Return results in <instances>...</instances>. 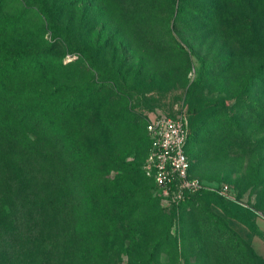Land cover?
Instances as JSON below:
<instances>
[{
	"label": "rangeland",
	"instance_id": "374dc122",
	"mask_svg": "<svg viewBox=\"0 0 264 264\" xmlns=\"http://www.w3.org/2000/svg\"><path fill=\"white\" fill-rule=\"evenodd\" d=\"M6 1L0 31L6 20L20 18L29 0ZM76 1L61 13L60 8L58 17L72 28L78 46L73 37L56 38L48 18L33 10L16 34H0L1 55L31 69L24 80L15 78L6 87L8 98H1L0 88V264H68L61 251L65 234L72 233L66 226H74L75 233H109L110 243L102 248L130 252L114 256L111 264L148 259L165 233L171 238L151 264H243L240 254L251 250L264 257V86L251 81L254 64L264 61V46L252 56L250 34L221 19L218 28L233 26L212 37L203 15L214 0L183 1L187 14L177 21L182 0ZM89 42L87 57L82 50ZM78 57L81 65L69 76L83 104L77 117L62 119L58 142L50 146L45 133L16 128L33 105L29 96L68 83L59 67ZM120 115L141 129L137 137L144 144L130 159L140 165L151 119H198L189 148L194 172L209 184L229 185L232 202L208 193L176 207L142 177L140 168L138 184L147 190V200L132 195L128 185L111 192H129L88 205L81 188L88 168L95 171L89 156L94 151L98 156L104 121ZM71 132L83 151L65 142ZM121 175L111 171L110 183ZM86 211L92 221L80 225ZM120 233L124 239L141 234L135 243H120Z\"/></svg>",
	"mask_w": 264,
	"mask_h": 264
},
{
	"label": "trees",
	"instance_id": "16d2710c",
	"mask_svg": "<svg viewBox=\"0 0 264 264\" xmlns=\"http://www.w3.org/2000/svg\"><path fill=\"white\" fill-rule=\"evenodd\" d=\"M183 1L179 5V11L177 14L176 21L187 14V10L182 6ZM40 2V3H39ZM216 4H208V10L204 13L205 22L208 24V28L211 30L212 37H220L222 32H227L228 27H232L233 25L227 26L223 28V26H216V22L218 20H222L223 23L227 21L235 22L238 25V28H241L239 32H243V35L247 32L251 36V42L255 43L254 49L251 52V55H257L259 51V46H264V0H219L218 3L214 0ZM74 3H77L76 0H29L26 1L22 5V14L19 16L20 18L17 20L11 19L6 20L5 29L0 31V34L3 36L14 35L18 32V29L21 26H25L27 19L25 17L28 15V12H36L41 18H48V25L50 30L54 33L56 38H60L62 40H67L68 38H74V47L78 46L76 41V35L74 32L70 31L71 27L67 28L66 25L60 22L58 17L59 9L60 13L65 9L72 7ZM7 4L6 0L0 1V13L4 11V6ZM62 4V5H59ZM62 14H60L61 17ZM226 22H225V21ZM227 22V23H228ZM226 23V24H227ZM248 24V25H247ZM242 28H246L244 31ZM59 42V41H58ZM76 42V45H75ZM251 43V45H252ZM72 45V46H73ZM91 46L92 43L89 42L86 47H83V54H87V57L91 55ZM71 45L69 46V48ZM102 49V47H98ZM77 51V49H76ZM233 54V51L231 50ZM243 54V53H241ZM234 55V54H233ZM242 57H247V55H242ZM81 58L78 57L76 60H71L67 63H62L59 67V72L64 76L66 80H69L64 83L58 84L59 86H54L53 88L45 89L40 95L37 91L33 97L29 98L33 100V105L29 109V111L24 115L21 121L16 123V128L25 129L31 127V132L34 134L37 133H45V137L47 138L48 144L54 145L58 142V137L60 136V129L63 125L62 119L72 120L74 117H77L80 109L82 108V101L84 97L83 94H79L78 90L75 89V85L72 81H70V76L74 74V70L77 69L79 65H81ZM26 65H21L20 61L17 59H11L8 55L3 56L0 53V88L3 93L1 98L5 96L8 98V94L11 92L7 91L6 87H10L11 83L15 80V78H19L24 80L29 72L30 68L27 65V68L24 67ZM254 74L251 77V81H258V84L263 85L264 79V61L262 62L258 59L257 63L254 64ZM36 71H38V66L36 67ZM72 71V72H71ZM61 90H65L67 92L61 93ZM14 96H18L14 94ZM62 96L66 97L67 102L62 101ZM256 107L258 110H262L263 108L259 107L256 103ZM7 110V107H2V111ZM20 110L16 109L15 116H19ZM122 115L111 118L110 121H104V126L102 127V133L97 139L98 148H96L98 156L95 154V151L91 156H89V161L94 163L93 172L88 168L85 172V180L86 185H84L81 189L84 191V196L87 198L88 205L95 204V202H99L103 198H116L121 194H124L125 190H120L118 193L113 194L112 189H119L122 186H132V190L130 193L134 196H142V198H148L147 190L142 189L138 182L144 177L147 181H149L155 188V183L152 179L148 178L144 172V165L146 159L148 157V153L151 147L150 137L147 132V124L145 125L146 138L145 141L148 142V149L146 155L140 165L136 161H131L132 155L134 152L140 153V149L143 146V140L137 137V133L140 132V127L137 124H131V122L120 120ZM188 120V139L186 145V153L188 155L190 164H191V173L192 175L200 178L195 172L192 164V159L190 156L189 148L192 141L195 138L196 133H194L195 128L198 126L199 120L194 119L191 121ZM102 126V125H101ZM112 128V129H111ZM107 132V133H106ZM32 135V138H33ZM74 132L70 133V137L65 140L68 146L71 147L72 150L82 149L84 150L83 144L77 147V144L74 143ZM74 152V151H73ZM141 168L142 177L139 176ZM93 172V174L90 173ZM121 172L122 175L118 178L114 179L112 183V179L110 178V172ZM139 176V177H138ZM201 179V178H200ZM202 180V179H201ZM157 189V188H156ZM109 191V192H108ZM78 194V191H74ZM145 192V193H144ZM211 193L223 199H227L232 202V200L220 196L217 193L210 191H202L196 195L189 196L183 201L181 204L177 205L179 207L184 203L190 201L191 199L203 195ZM143 194V195H141ZM150 196V195H149ZM147 200V199H146ZM149 200V199H148ZM151 200V199H150ZM152 202V200L150 201ZM234 202V201H233ZM175 206V205H174ZM259 215V214H257ZM122 215L117 214L116 217L121 218ZM92 215L86 211L85 216L80 220V225L82 223H91ZM65 230H72V233H66L64 237V242L62 243L63 248L61 251L64 253L63 255V263L67 262L68 264H111L114 260V256H118L121 258L122 255H129L130 252L125 250H120L117 252H110L107 248H102V246L110 243L111 238L108 236L109 233H101L98 236H95L92 233H75L74 226H66ZM141 233H130L129 237L124 239L123 236L118 237L119 242L127 241L130 243H135L137 237ZM171 233H165L162 238L158 239L155 251L151 254H148V259H137L135 264H151L158 260L162 253V246L170 240ZM97 243L98 249H93V244ZM138 254V253H136ZM139 255H144L143 253H139ZM243 264H264V257L255 253L254 251H249L248 254L241 253L240 254Z\"/></svg>",
	"mask_w": 264,
	"mask_h": 264
},
{
	"label": "built area",
	"instance_id": "2783aa9c",
	"mask_svg": "<svg viewBox=\"0 0 264 264\" xmlns=\"http://www.w3.org/2000/svg\"><path fill=\"white\" fill-rule=\"evenodd\" d=\"M151 147L144 165L145 175L152 179L159 194L172 205L187 197L210 191L233 200L229 185H213L192 175L186 153L188 120L186 117H154L147 123Z\"/></svg>",
	"mask_w": 264,
	"mask_h": 264
},
{
	"label": "crops",
	"instance_id": "0c3cea01",
	"mask_svg": "<svg viewBox=\"0 0 264 264\" xmlns=\"http://www.w3.org/2000/svg\"><path fill=\"white\" fill-rule=\"evenodd\" d=\"M260 222H261V221H260ZM261 223H262V222H261ZM261 223H260V224H261ZM262 231H264V224H263V226H262Z\"/></svg>",
	"mask_w": 264,
	"mask_h": 264
}]
</instances>
